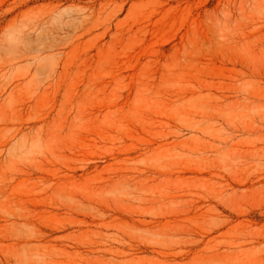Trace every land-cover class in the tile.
I'll list each match as a JSON object with an SVG mask.
<instances>
[{
    "label": "rangeland",
    "instance_id": "obj_1",
    "mask_svg": "<svg viewBox=\"0 0 264 264\" xmlns=\"http://www.w3.org/2000/svg\"><path fill=\"white\" fill-rule=\"evenodd\" d=\"M54 1L90 3L0 0V264H126L110 239L127 264H264V0H110L30 30Z\"/></svg>",
    "mask_w": 264,
    "mask_h": 264
},
{
    "label": "bare ground",
    "instance_id": "obj_2",
    "mask_svg": "<svg viewBox=\"0 0 264 264\" xmlns=\"http://www.w3.org/2000/svg\"><path fill=\"white\" fill-rule=\"evenodd\" d=\"M74 2V1H73ZM110 0H90V3H89V5H84V6H74V8H75V10H71V11H66V12H64V13H62L61 12V2H58V4H55V1L54 2H52L51 4H49L48 5V7H47V9L45 10V14H44V18H41V20H38V21H36L32 26H31V29L30 30H32V31H34V32H36V31H38V30H43V29H41V28H43V25H47L48 23H49V21L51 20V19H53V20H57V21H60V20H62L63 18H68L69 19V21L71 22V23H77L78 22V24L80 25V27H79V29H83V25H85V24H87L91 19H93L94 18V16L96 15V13H100L101 11L103 12V10H106L107 8L106 7H109V4H110ZM106 8V9H105ZM33 20V19H32ZM31 20V21H32ZM31 21L30 22H27L28 24L27 25H29V24H31ZM35 21V20H34ZM33 22V21H32ZM24 25H26V23L24 24L23 23V30L21 31V33L24 31V30H26L28 27H27V25H26V27L24 26ZM45 26H44V28H45ZM259 27L261 26V25H258ZM263 27V26H262ZM255 28V27H254ZM24 33V32H23ZM254 33V32H253ZM22 35H24L25 36V34H22ZM21 34L18 36V38L20 37V41L21 42H23L22 40V38L24 37V36H22ZM14 36V35H13ZM11 37V39H13L12 38V36H10ZM22 37V38H21ZM81 37V36H80ZM17 38V37H16ZM18 38H17V40H18ZM15 42H14V41ZM13 40H11V47H13L14 48V51L16 50V48H17V46L16 45H13L14 43L15 44H20V42H19V40L17 41L16 39H15V36H14V39ZM60 40V39H59ZM17 42V43H16ZM14 46H16V47H14ZM20 46V45H19ZM47 46H49L48 47V49H51V46L50 45H47ZM29 49H31L30 47H28ZM29 49H28V51H29ZM32 51L34 52V49L33 50H30L29 52H28V54H31L32 53ZM38 51H39V49H38ZM38 51H36V52H38ZM43 51V50H42ZM12 52H13V50H12ZM24 53V52H23ZM16 54V53H15ZM17 55V54H16ZM15 55V56H16ZM14 56V55H13ZM32 56V57H31ZM30 57V59H35L36 57H34L33 55H31ZM26 58V57H25ZM28 58V59H27ZM27 61L29 60V57L27 56ZM23 61V60H22ZM209 95H211V94H208L207 96H209ZM209 98V97H208ZM212 98V97H211ZM223 98V100L224 101H227L228 100V97H222ZM238 101V100H237ZM239 103V102H238ZM196 123H198V122H196ZM200 124V123H199ZM198 124V125H199ZM245 131V130H244ZM224 142V141H223ZM219 151H220V149H219ZM257 152V151H256ZM125 163V162H124ZM127 163V162H126ZM126 165V164H125ZM262 166V165H261ZM130 167V166H129ZM131 168V167H130ZM133 168V167H132ZM119 169H120V167L115 171V172H117V171H119ZM130 170V169H129ZM75 171V170H74ZM124 171V170H123ZM127 171V170H126ZM167 171H168V169H167ZM170 171V170H169ZM55 174V173H54ZM54 174H52V176L54 175ZM48 175V174H47ZM57 174H55L54 176H56ZM168 175L169 176H173V174L172 173H169V174H167V173H161V172H153V171H142V170H139L138 168H136V169H131V172H127L126 174H124V175H119V176H117L118 177V179H121V180H119V181H136V184L137 183H147V182H150V181H152V182H157V180H159V179H161V178H163V180H162V182L164 181V179L166 180V178L168 177ZM261 175H263V174H261ZM53 176V177H54ZM66 176V175H65ZM72 176H74L73 174H72ZM71 175H70V177H72ZM38 177H40V176H38ZM58 177H60L59 175H58ZM68 178H69V176H67ZM110 177V176H109ZM113 177V176H112ZM48 177L46 176V179H47ZM52 178V177H51ZM43 178H40V180H42ZM106 179V178H105ZM107 179H108V177H107ZM168 179H171V178H168ZM43 180H45V179H43ZM42 180V181H43ZM66 180V182L68 181L67 180V178L65 179ZM69 180H71V179H69ZM48 181H49V179H48ZM59 181V180H58ZM107 181V180H106ZM118 181V180H117ZM161 181V180H160ZM66 182H63V184H65ZM159 182V181H158ZM56 183H57V181H56ZM60 183H61V180H60ZM116 183H118L117 185H121V182H116ZM115 183V184H116ZM120 183V184H119ZM132 184H133V182H131ZM36 185H37V183H35ZM51 184H52V182H51ZM59 184V183H58ZM57 184V185H58ZM113 184V186L115 185L114 183H112ZM112 184H111V186H112ZM124 184V183H123ZM122 184V185H123ZM35 185V186H36ZM42 185V184H41ZM61 185V184H60ZM60 185H58V187H61ZM106 185V184H105ZM130 185V184H129ZM128 185V186H129ZM255 185V184H254ZM261 185H263V184H261ZM43 186H44V183H43ZM46 186V185H45ZM45 186L43 187V188H45ZM52 185H50V183H49V186H46V187H49L48 188V190H50V187H51ZM102 186V185H101ZM104 186V185H103ZM38 188H39V186H37ZM115 187V186H114ZM117 187H119V186H117ZM124 187V186H123ZM126 187V186H125ZM42 188V189H43ZM130 189H129V191L130 190H132L133 189V187L131 188V186L129 187ZM45 189H47V188H45ZM136 189H138L137 188V185H136ZM136 189H133L134 190V192H137V191H135ZM124 190V189H123ZM128 189L126 188V191H127ZM43 191V190H42ZM45 191V190H44ZM45 192H47V191H45ZM132 192V191H131ZM125 193H127V192H125ZM127 194H129V193H127ZM185 195V194H184ZM183 195V196H184ZM123 196H125L126 198L128 197V196H126V194L125 195H123ZM134 196V195H133ZM161 197L163 196V194H161L160 195ZM169 196H167V198H168ZM129 198V197H128ZM134 198V197H133ZM141 198V197H140ZM146 198V197H145ZM144 198V199H145ZM158 198V197H157ZM135 199V198H134ZM142 199H143V196H142ZM148 199V198H147ZM154 198H152V200H153ZM141 200V199H140ZM135 201H136V199H135ZM157 201V200H156ZM155 201V202H156ZM182 201V200H181ZM180 202V201H179ZM186 202V201H185ZM141 203V202H140ZM145 203V202H144ZM172 204V203H171ZM187 204H189V203H187ZM77 209V208H76ZM79 209V208H78ZM71 210V209H70ZM194 210H198V208L197 209H194ZM76 211V210H75ZM115 211V210H114ZM79 211H77V213H78ZM100 214H103V213H100ZM104 215H106V214H103V216L101 217L100 215V217H98L99 219H100V223H97V222H95V221H92V223H91V225L92 226H94V227H99L101 230H103L102 232H101V235H102V237L104 236V237H106V238H112V236L108 233V230L110 229V228H114L115 226L112 224V223H114L115 221H116V218H115V216L114 215H111V216H109L108 218H104ZM85 216H87V215H85ZM97 216V215H96ZM95 218V217H94ZM97 218V217H96ZM118 218V217H117ZM214 220V219H213ZM212 220V221H213ZM215 221V220H214ZM83 222V221H82ZM216 222V221H215ZM79 223H80V221H79ZM118 223V222H117ZM125 224H126V226L127 227H130L131 229H134L135 231H140V232H143V231H148L149 229H153L152 227H160L161 225H162V221L160 220V221H155V219H153V220H150V221H148V220H146V219H143V218H141V217H137V218H134L132 215H130L129 216V221H127V222H125ZM122 225V224H121ZM116 229V228H115ZM129 230V229H128ZM105 231V232H104ZM122 232V231H121ZM133 232V231H132ZM114 234V233H113ZM112 234V235H113ZM127 235L126 236H129L128 235V233H126ZM251 234V233H250ZM99 235H100V233H99ZM101 235H100V237H101ZM241 235V234H240ZM255 235V234H254ZM242 236V235H241ZM240 236V237H241ZM251 236H252V234H251ZM117 237V236H116ZM255 237V236H254ZM109 240V239H108ZM111 241H106L104 244H100L101 246H97L98 247V251L100 252V253H102L103 255H108V256H111L112 257V259L113 260H119V258L120 259H123L124 261H126L127 263H131V262H135L136 261V257H135V250H132V247L131 246H129V247H125V246H122L123 248L121 249V250H119V249H114V248H112V244L114 243L113 241V239H110ZM113 240V241H112ZM193 241V240H192ZM122 242V241H121ZM252 242V241H251ZM200 243H201V241H197V242H195L194 243V245H196V246H199L200 245ZM263 243V242H262ZM223 246V245H222ZM140 249H138L137 251H139ZM214 251V250H213ZM201 252H203V251H201ZM140 253V252H139ZM258 253H260V252H258ZM174 255H176V254H174ZM209 255V254H208ZM211 255V254H210ZM231 256V255H230ZM122 260V261H123ZM263 260V259H262ZM126 263V264H127Z\"/></svg>",
    "mask_w": 264,
    "mask_h": 264
}]
</instances>
